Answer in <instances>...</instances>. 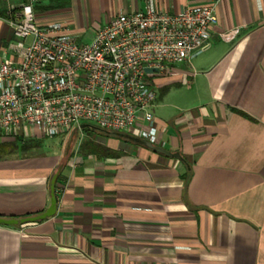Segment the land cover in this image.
I'll return each instance as SVG.
<instances>
[{"label": "crops", "instance_id": "0c3cea01", "mask_svg": "<svg viewBox=\"0 0 264 264\" xmlns=\"http://www.w3.org/2000/svg\"><path fill=\"white\" fill-rule=\"evenodd\" d=\"M26 1L0 0V64L16 59L9 9ZM213 2L219 24L204 52L157 80L151 145L173 156L92 126L64 136L84 138L56 155L38 151L37 132L0 142V217L45 212L62 168L56 216L0 225V264H264V0H64L37 11L67 18L83 42L121 13Z\"/></svg>", "mask_w": 264, "mask_h": 264}, {"label": "built area", "instance_id": "2783aa9c", "mask_svg": "<svg viewBox=\"0 0 264 264\" xmlns=\"http://www.w3.org/2000/svg\"><path fill=\"white\" fill-rule=\"evenodd\" d=\"M27 0L10 6L16 59L0 64V142L64 137L83 124L156 145L157 80L204 52L219 24L217 2L166 14L152 6L121 13L83 43L64 16ZM231 41L234 32L220 36Z\"/></svg>", "mask_w": 264, "mask_h": 264}, {"label": "water", "instance_id": "95a60500", "mask_svg": "<svg viewBox=\"0 0 264 264\" xmlns=\"http://www.w3.org/2000/svg\"><path fill=\"white\" fill-rule=\"evenodd\" d=\"M86 126H91V125H88V124L82 125V127H86ZM146 144L158 152L167 154L169 156H173V154H170L163 149L153 147L148 142H146ZM176 156L180 157L177 154H176ZM61 169L62 168H60L57 171V173L54 175V177L51 181V188H50L51 200H50V205L47 208V210H45V212H43L42 214H39V215L28 216V217H24V218L0 217V225L10 226V227H21V226L26 225V224L41 222V221H44V220H47L49 218L56 216V214L58 212V199H57V194H56V190H57L56 185H57V181H58V178L60 176V173H61Z\"/></svg>", "mask_w": 264, "mask_h": 264}, {"label": "rangeland", "instance_id": "374dc122", "mask_svg": "<svg viewBox=\"0 0 264 264\" xmlns=\"http://www.w3.org/2000/svg\"><path fill=\"white\" fill-rule=\"evenodd\" d=\"M83 43H91L92 40L90 39H86V40H82ZM90 125V124H88ZM92 126V125H91ZM113 136V134H112ZM62 138L64 137H57L56 139H52V138H45L42 141V147H40V152H43L47 155H56L57 153H59L61 150H66L68 148H70L71 146L73 147V150H77L79 143H80V139H83V137H81L80 135L78 136L77 140L74 141L72 143V141H63ZM64 143V144H63ZM63 145V146H62Z\"/></svg>", "mask_w": 264, "mask_h": 264}, {"label": "trees", "instance_id": "16d2710c", "mask_svg": "<svg viewBox=\"0 0 264 264\" xmlns=\"http://www.w3.org/2000/svg\"><path fill=\"white\" fill-rule=\"evenodd\" d=\"M92 127H94V126H92ZM103 131H105V132H107V133H109V134H115V135H120L121 133H115V132H110V131H106V130H103Z\"/></svg>", "mask_w": 264, "mask_h": 264}]
</instances>
